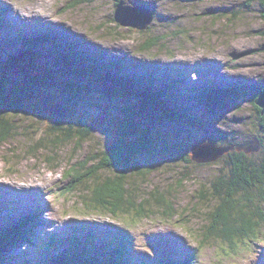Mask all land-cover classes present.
Segmentation results:
<instances>
[{"label":"rangeland","instance_id":"rangeland-1","mask_svg":"<svg viewBox=\"0 0 264 264\" xmlns=\"http://www.w3.org/2000/svg\"><path fill=\"white\" fill-rule=\"evenodd\" d=\"M123 2L153 13L146 30L116 24L110 0H0L5 7L0 6L5 12L0 15V74L15 84L44 79L26 114L13 124L17 136L0 145V231L28 214L36 215L26 228L31 233L27 242L17 243L7 256L26 252L40 264L45 257L40 239L52 233L67 242L76 236L82 247L98 248L122 231L130 237L132 257L145 264H165L200 245L197 264H264V222L256 239L250 237L237 247L202 241L213 211L208 186L225 155L202 165L188 157L190 145L210 142L218 147L257 142L252 159L264 157V132L254 126L252 105L253 92L264 85L259 0ZM46 30L57 39L52 45H23L22 40L33 42ZM73 56L76 59L70 60ZM102 60L120 61L123 73L134 79L152 76L153 86L165 93L159 105L178 110L179 118L164 117L159 105L142 107L137 95L145 83L135 82L125 90L105 82L98 67ZM237 88L243 90L239 96L229 94L232 97L218 106L197 99L205 89ZM128 111L132 123L151 139V150L135 156L134 170L124 174L126 199L132 198L135 206L125 202L115 215L91 212L82 204L87 201L83 187L70 193L64 177L74 165L87 163L84 170L98 167L105 148L118 141L117 124ZM69 125L89 128L88 136L80 143L72 140L53 150L31 151L48 127ZM48 156L53 163L46 162ZM96 175L103 182L121 174L99 170Z\"/></svg>","mask_w":264,"mask_h":264},{"label":"trees","instance_id":"trees-1","mask_svg":"<svg viewBox=\"0 0 264 264\" xmlns=\"http://www.w3.org/2000/svg\"><path fill=\"white\" fill-rule=\"evenodd\" d=\"M259 2L262 7L261 17L264 19V0H259ZM0 6L4 7L3 5ZM4 13L1 9L0 15ZM3 26L6 27V25ZM0 27L2 26L0 25ZM42 34L33 42L27 41L28 39L22 40L23 45L29 48L36 43L52 45L57 40L51 31L46 30ZM74 56L78 57L76 54ZM74 56L70 60L76 59ZM78 59L82 61L90 60V58L83 57V55ZM98 67L102 73L101 78L105 82L113 83L125 90H129L135 82L138 84L145 83L146 85L141 90L142 94L137 95L142 99L144 109L158 106L165 97L164 90H158L153 86L155 81L151 82L152 76H136L137 79H134L135 76L123 73L122 69L124 67L120 61H103L98 64ZM43 80L41 77H33L24 84H15L0 74V145L17 136L18 129L13 124L18 117L26 114V107L32 99V94ZM173 84V87L177 86L176 82ZM205 91L207 93H202L198 98V95L194 94V97L201 102H212V104L218 106L222 103V99L232 97L229 94L236 96L241 94L240 92L243 90L237 88L205 89ZM261 91H264V85L253 92L252 105L256 116L254 126L259 129V132H264V115L254 104ZM159 108L164 117L170 120L179 118L178 110H172L170 107L161 105H159ZM131 113L130 111L127 114L125 113V120L118 122V141L114 145L105 148L103 159L99 160L98 167L84 170L87 163L79 166L74 165L64 177L70 185L68 190L70 193H75L80 186V188L83 187L81 191L84 195L86 194L87 199L84 201H87L82 204L91 212L102 211L115 215L125 207V202L132 204L133 207L135 206L132 198L130 200L126 199L127 190L124 188L127 185L125 184L124 174L134 170L135 164L132 160L135 156L144 155L151 150V139L143 135L142 128L140 130L139 126L132 123L129 115ZM88 130L89 128L76 129L71 125L57 130H51L48 127L47 132L45 131L46 134L32 145L33 150L31 151L35 153L40 149L53 150V148L62 145L63 142L66 143L72 140L80 143L88 136ZM259 143L262 148L261 141ZM230 145L237 144H223L219 147ZM253 153L251 152V154ZM251 154L233 151L222 158L219 174L208 186L213 211L209 215L207 230L202 241L216 240L227 246L237 247V244L250 239V237L256 239L255 235L258 232L259 225L264 222V157L253 160ZM45 160L53 163L49 156ZM185 161L189 163L188 159H185ZM131 166L132 169H130ZM128 169L129 171H127ZM99 170L112 173L120 172L121 175L120 177H109L101 182L96 175ZM90 186L92 187L90 188ZM200 198H204L203 195ZM137 206H139L138 211L141 213V204ZM35 216V214H28L0 231V264H11V262H14L13 264H38L28 259L26 252L16 253L10 258L7 256L10 253L9 250L15 248L17 243L27 242L31 233L26 228L31 222H35ZM40 240V252L45 256L40 264H145L132 257L130 237L122 231L113 234L109 241H102L98 248H95L94 244H85L82 247V239L76 236L71 237V240L67 242L56 232L50 234L46 239ZM84 240L91 243L89 239H85V236ZM60 246H67V249L58 251L57 248ZM87 246H90L89 249H86ZM201 248L200 245L189 255L179 259L167 260L165 264H197ZM69 250L71 254H69Z\"/></svg>","mask_w":264,"mask_h":264},{"label":"water","instance_id":"water-1","mask_svg":"<svg viewBox=\"0 0 264 264\" xmlns=\"http://www.w3.org/2000/svg\"><path fill=\"white\" fill-rule=\"evenodd\" d=\"M114 3L113 20L120 27L136 29L144 31L153 22V13L147 7H130L126 6L123 0H110ZM255 106L261 110L264 115V91H261L254 102ZM41 109H44V103H39ZM254 147L252 149V146ZM258 143H243L237 145H230L218 147L215 143L192 144L188 147V157L191 162L202 165L216 162L223 155L229 152L236 151L245 154H251L258 150Z\"/></svg>","mask_w":264,"mask_h":264},{"label":"bare ground","instance_id":"bare-ground-1","mask_svg":"<svg viewBox=\"0 0 264 264\" xmlns=\"http://www.w3.org/2000/svg\"><path fill=\"white\" fill-rule=\"evenodd\" d=\"M8 188V187H7Z\"/></svg>","mask_w":264,"mask_h":264}]
</instances>
